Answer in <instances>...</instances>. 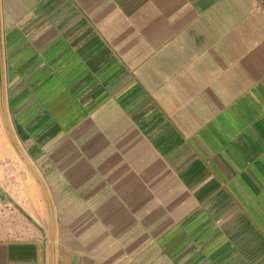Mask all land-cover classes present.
<instances>
[{"label": "crops", "instance_id": "crops-1", "mask_svg": "<svg viewBox=\"0 0 264 264\" xmlns=\"http://www.w3.org/2000/svg\"><path fill=\"white\" fill-rule=\"evenodd\" d=\"M15 147L53 264H264V0H0V264H51Z\"/></svg>", "mask_w": 264, "mask_h": 264}, {"label": "water", "instance_id": "water-1", "mask_svg": "<svg viewBox=\"0 0 264 264\" xmlns=\"http://www.w3.org/2000/svg\"><path fill=\"white\" fill-rule=\"evenodd\" d=\"M16 148V151L17 153L20 155L23 163L26 165V167L30 170L32 176L35 178V180L37 181L43 195H44V198L47 202V206H48V209H49V217H50V250H51V264H53V246H54V222H53V217H52V212L50 210V204H49V201H48V198H47V195H46V192H45V189H44V186L38 176V174L36 173V171L34 170V168L32 167V165L28 162V160H26L24 158V156L22 155V153L18 150L17 147Z\"/></svg>", "mask_w": 264, "mask_h": 264}, {"label": "rangeland", "instance_id": "rangeland-1", "mask_svg": "<svg viewBox=\"0 0 264 264\" xmlns=\"http://www.w3.org/2000/svg\"><path fill=\"white\" fill-rule=\"evenodd\" d=\"M68 151H70V149ZM32 182H34V183H36V185H38L37 181L35 180V178L33 176H32Z\"/></svg>", "mask_w": 264, "mask_h": 264}]
</instances>
